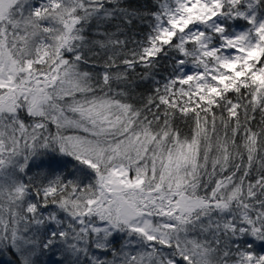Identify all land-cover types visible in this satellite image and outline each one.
<instances>
[{
	"label": "snow or ice",
	"instance_id": "snow-or-ice-1",
	"mask_svg": "<svg viewBox=\"0 0 264 264\" xmlns=\"http://www.w3.org/2000/svg\"><path fill=\"white\" fill-rule=\"evenodd\" d=\"M147 15L131 40L125 0H0L14 264H264V0Z\"/></svg>",
	"mask_w": 264,
	"mask_h": 264
},
{
	"label": "trees",
	"instance_id": "trees-1",
	"mask_svg": "<svg viewBox=\"0 0 264 264\" xmlns=\"http://www.w3.org/2000/svg\"><path fill=\"white\" fill-rule=\"evenodd\" d=\"M127 6H130L131 9L139 11L141 14L144 15V19L141 21L139 19L135 20L132 25L129 26L127 35L131 40H143L145 35L149 31V24L151 23L150 18L148 17L147 13L155 10V6L158 3V0H125ZM123 39V37H121ZM136 47L135 44L129 43L128 48ZM168 61L162 60L161 64L166 65ZM100 69H97L99 71ZM144 69L141 67H137L135 73H133V77L135 79H139L140 76L143 74ZM146 85L138 89V92H144ZM260 121V117L257 114L256 117V124L254 128L258 127ZM177 127L181 128L183 132H188V127L186 126L185 122L182 119H177L176 121ZM70 168V164H69ZM37 169H32V172H29V175H32L36 172ZM14 257L11 253H2L0 254V264H14ZM57 259L55 255H46L40 257V262H47V264H54V261Z\"/></svg>",
	"mask_w": 264,
	"mask_h": 264
}]
</instances>
